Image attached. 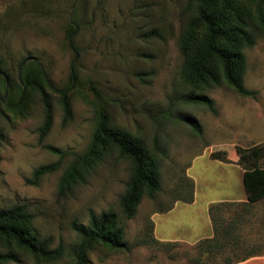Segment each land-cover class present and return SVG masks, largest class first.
<instances>
[{
    "label": "rangeland",
    "instance_id": "obj_1",
    "mask_svg": "<svg viewBox=\"0 0 264 264\" xmlns=\"http://www.w3.org/2000/svg\"><path fill=\"white\" fill-rule=\"evenodd\" d=\"M188 3L0 0V74H8L11 84L8 93L2 87L0 92V208L26 205L39 236L65 250L60 261L37 263L15 242L0 239V254L13 257L1 264H71L80 240L73 223L87 225L90 210H115L127 247L108 251L99 246L89 264H237L249 253H264V200L249 205L244 188L235 184L236 171L244 170L237 149L264 143V30L259 22L264 9L253 0L239 1L250 11L256 36L254 46L244 49V83L257 95L244 97L225 83L198 92L215 101V114L184 100L191 88L182 80L179 41L192 17ZM71 25L77 28V50L68 42ZM26 59H38L54 85V90L45 86L54 117L43 142L41 95L26 89L20 96L19 70ZM65 91L73 110L69 121L61 104ZM95 101L107 107L116 126L149 146L157 138L165 150L159 155L162 190L153 199L143 195L132 219L120 205L131 163L116 151L70 194L59 196L58 186L72 155L62 159L57 172L28 183L35 169L59 159L44 145L73 153L87 148L96 126ZM185 116L198 119L201 135L181 120ZM215 153L219 158H211ZM186 179L195 184L191 205L174 201L186 197L181 191ZM231 196L234 201L226 200ZM170 205L171 210L160 212ZM210 239L216 241L206 245Z\"/></svg>",
    "mask_w": 264,
    "mask_h": 264
},
{
    "label": "trees",
    "instance_id": "obj_2",
    "mask_svg": "<svg viewBox=\"0 0 264 264\" xmlns=\"http://www.w3.org/2000/svg\"><path fill=\"white\" fill-rule=\"evenodd\" d=\"M239 1L189 0L188 9L192 12V17L179 41L180 52L184 59L182 80L191 88L190 94L184 100L188 103L205 105L215 114L217 112L215 101L208 95L198 94V92L219 87L225 83L244 97L257 95L256 91L248 89L244 83L247 70L244 49L254 46L256 36L251 30L250 11L241 8ZM253 1L264 9V0ZM259 22L264 30V16L260 17ZM76 34L77 28L71 25L68 29V42L73 50H77ZM2 70L0 61V73L3 72ZM9 79L8 74H0V92L2 87L8 93V88L11 87ZM19 80L21 97L26 94V89H36L41 95L45 117L38 133L40 141L43 142L52 129L54 117L53 102L45 86L54 90V85L38 59H26L21 63ZM61 104L64 120L69 121L73 110L67 91L62 93ZM93 105L96 126L87 148L81 153H73L64 152L52 145H44L46 149L58 155L59 159L35 169L28 183L38 184L46 175L57 172L62 166V159L72 155L73 159L58 186L59 196L70 194L77 185L92 174L111 151H116L131 163V175L120 205L125 217L132 219L137 213L143 195L153 199L162 190L159 155L165 156V150L161 148L157 138L154 139L153 145L149 146L143 138L116 126L104 104L95 101ZM181 120L192 126L197 135L202 134V125L197 118L185 116ZM237 151L244 165L243 184L247 200L249 205H253L264 200V167L260 165L264 157V143L250 148L239 147ZM217 154H212L211 158H219ZM192 183L186 179L181 189L187 194L186 197L175 198L174 201L193 203L195 184ZM171 209L172 205L160 209V212ZM32 223L33 215L26 205L0 208V239L15 242L37 263H50L63 259L64 247L60 245L52 248L51 239L40 237ZM73 229L80 240L70 254L71 264H89L90 253L99 246L108 251L122 250L127 247L124 239L125 228L115 210L100 214L90 210L88 224L74 222ZM215 241L216 239H210L205 241V244ZM201 247L205 248L203 245ZM263 254L249 253L243 260ZM11 258L13 257L10 253L0 254V264L10 261Z\"/></svg>",
    "mask_w": 264,
    "mask_h": 264
},
{
    "label": "crops",
    "instance_id": "obj_3",
    "mask_svg": "<svg viewBox=\"0 0 264 264\" xmlns=\"http://www.w3.org/2000/svg\"><path fill=\"white\" fill-rule=\"evenodd\" d=\"M236 174L237 175H236V178H235V180H236L235 184L237 183V186L239 185V187L242 189V188H244V184H243L244 170L241 172L240 169H238L236 171ZM238 183H240V184H238ZM242 185H243V187H242ZM244 192H245L244 197L247 199V194H246L245 188H244ZM227 199L230 200V201H234L235 200V198H233L232 196L229 197V198H226V200ZM223 200H225V199L223 198ZM193 203L186 204V205H191ZM237 264H264V256L250 257V258H248L246 260H242V261L238 262Z\"/></svg>",
    "mask_w": 264,
    "mask_h": 264
}]
</instances>
